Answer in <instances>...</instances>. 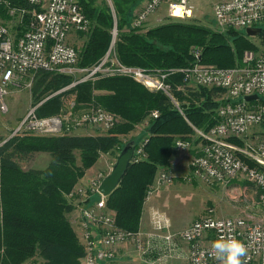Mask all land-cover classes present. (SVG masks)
<instances>
[{
    "label": "built area",
    "instance_id": "obj_1",
    "mask_svg": "<svg viewBox=\"0 0 264 264\" xmlns=\"http://www.w3.org/2000/svg\"><path fill=\"white\" fill-rule=\"evenodd\" d=\"M107 2L113 10V0ZM164 2H167L168 16L172 18L183 19L193 13L192 0H150L145 10L133 20V27L143 25L149 14ZM0 4H4L10 19L16 20L19 30L18 34H13L8 20L0 16L2 111L8 109L7 96L12 87L31 88L32 80L24 78L39 71L70 75L74 77L73 85L104 75H125L151 89L167 93L173 100L176 99L172 94L170 79L176 74H181L185 86L199 85L224 90L226 97L217 109L216 123L207 130L194 127L196 136L202 141V151L191 157L189 173L191 178L193 176L206 183L246 180L254 187L256 206H260L263 214L259 218L224 217L218 216L211 207L185 229L177 234L168 232L163 239L170 244V250L174 249L177 237L188 244L187 255L179 264H220L211 255L212 242L222 235H233L247 247L244 264H264V138H249L250 129L264 125V52L246 50L240 64L233 67L205 64L201 61V53L195 52L190 65L147 69L122 63L108 50L97 65L80 67L79 52L69 38L74 31L88 32L92 23L79 0H0ZM177 6L182 8V15L175 14ZM213 14L220 28L244 32L249 27L264 26V0H222L215 3ZM78 74L81 76L77 77ZM253 94L259 97L253 100L245 98ZM67 103L69 106L60 113L48 116H39L36 107H32L14 134L35 132L62 135L91 125H100L109 130L117 123V115L100 105H90L77 111L74 99ZM151 116L158 117L159 111L154 110ZM235 139H241L243 144L238 145L233 141ZM146 142L145 137L136 146L133 162L145 157L143 147ZM191 144L188 139L176 140L179 150H188ZM106 176L104 172H98L87 188L75 187L70 193L77 195L81 203L89 202L80 208V221L84 229V264H101L116 259L123 244H129L141 256L148 255L154 248L152 241L146 239L140 230H126L117 225L115 213L107 205V195L99 191ZM174 178L172 171L164 169L159 172L155 182L169 184ZM155 190L156 187L150 185L147 198ZM93 199L94 203H91ZM168 225L167 222L165 225L158 224L159 229Z\"/></svg>",
    "mask_w": 264,
    "mask_h": 264
},
{
    "label": "trees",
    "instance_id": "obj_2",
    "mask_svg": "<svg viewBox=\"0 0 264 264\" xmlns=\"http://www.w3.org/2000/svg\"><path fill=\"white\" fill-rule=\"evenodd\" d=\"M140 1L113 0L116 20L108 4L79 0L92 23L79 53L80 67L100 63L110 48L114 25L118 28L116 55L128 65L147 69L184 67L194 61V54L190 51L192 45L205 46L204 62L220 67L240 64L241 61L232 63L230 45L224 42L227 37L223 32L208 35L197 26L176 21L145 32L129 27L133 9ZM0 16L10 19L4 4H0ZM126 26L128 31H124ZM231 32L232 40H236L240 49H253L244 32L233 29L229 30ZM41 72L44 73L40 77L43 92L64 88L73 81V77L67 74L37 73ZM175 77L182 76L176 74ZM36 87L33 95L38 99L40 94ZM211 89L205 87L201 103L184 105L182 113L172 106L165 94L151 92L130 78L113 75L88 79L78 82L70 92H76L77 103L100 105L119 114L122 121L120 126H116L117 131L112 130L106 135L18 136L7 146H0V264H22L35 255L44 259L43 264H78L85 250L79 246L67 217L72 207L66 194L72 192L101 153L122 144L118 133L126 134L135 124L147 119V142L143 147L145 157L131 163L119 186L107 196L108 206L117 214V225L138 231L148 188L158 167L169 164L176 149V140L194 134V127L207 130L216 123L217 109L224 100L218 105L211 96ZM96 90H107L108 93L95 94ZM39 108H36L37 113L43 116ZM154 110L159 111L158 117L151 116ZM123 147L119 146L120 151ZM29 151L49 152L52 159L45 169L40 170H24L11 159L13 153Z\"/></svg>",
    "mask_w": 264,
    "mask_h": 264
},
{
    "label": "rangeland",
    "instance_id": "obj_3",
    "mask_svg": "<svg viewBox=\"0 0 264 264\" xmlns=\"http://www.w3.org/2000/svg\"><path fill=\"white\" fill-rule=\"evenodd\" d=\"M219 1H222V0H192V3L194 4L193 13L190 17L183 18V19H176V18H172L168 16V4L167 2H164L155 11L151 12L149 16L159 15L161 14V10H165V13L167 16L165 17L164 20H162V22L158 23L157 26L176 21V22H180V23L190 25V26H197L204 30V31L202 30L204 34H208V35L211 33L213 35L216 33L221 34V32H223V35L225 34L227 39L225 41L223 39L222 40L226 44L230 45L229 51H230L231 57L233 58L232 63H235V62L237 63L238 61H241L243 53L244 51H246V47H241L240 49L238 47L236 40L234 39L232 40L231 36L233 37V34L232 32L229 33V30H232L231 28L222 29L217 25L213 13H214V5L215 3ZM149 2L150 0H141L140 3L134 7L133 13H132L133 19H136L145 10ZM96 3L100 5L101 4L105 5V3L108 4L107 0H96ZM110 11L114 15V18H116L117 20L116 10L114 9L112 10V8L110 7ZM7 23L9 24V28L13 34L19 33L18 25L15 19H8ZM157 26H154V27H157ZM124 31H128V30L125 29ZM139 31L140 30H138V32ZM205 31H210V32H205ZM235 31L240 32L239 30H235ZM111 33H112V36H111V43H110V48H109L110 55L117 56L116 55V42H117V36H118V28L116 25H114V27L112 28ZM244 33L246 34V29L244 30ZM246 35L248 36L247 37L248 40L254 46L253 49L247 48V50L264 52V31L256 36H249L248 34ZM217 38H220V37H217ZM75 47L77 48V46ZM77 50L80 53L81 49L77 48ZM190 51L193 54H195V52H200L201 61L203 63L214 64V63L203 61V56L205 55L204 53L205 46L192 45L190 47ZM37 74L38 73L28 74L24 78V80H28V81L32 80L31 88L15 89V87H12L10 94L7 96V103H8L7 111H2L0 109V146H7V144H9L10 141H12L14 138L18 136L20 137H24V136H42V137L62 136V135L38 134L35 132H26L24 134H14L16 127L19 125L21 120L24 118V116L27 114V112L32 107L37 108L39 106L40 108L38 109V111L43 116L58 114L63 110L64 107L69 106L68 103L66 102L67 99L71 100L73 95H75L73 94V92H70V90H64L62 88H58L54 90H47L43 92L44 85L42 84V80L40 79V77L44 73L42 74L41 72L38 75ZM174 79L176 82L180 83V86H181L180 90L172 91V93L176 95L177 99L173 100L167 93L162 91L163 94H165L169 98L173 107H176L179 111H182L183 113L184 105H191L190 103H195L196 105H198L201 103L200 101L204 99V95L202 92L203 89L205 88L204 86H199V85L185 86L182 83V77L181 78L175 77ZM64 82H66V80H64ZM76 84L73 85V82H72L67 85L69 86V88H74ZM35 86H38L36 87V89L38 90V93L40 94L39 96L40 98L38 99L33 95ZM206 88L208 89L212 88L211 96L213 97L214 101L217 102L218 105L221 102V100L226 97L225 91L222 89H219L216 87H206ZM177 92H179L178 95H177ZM75 103H76L75 105H76L77 111H79L80 109L87 108L84 104L77 103L76 101ZM117 118L118 119H117V123L115 127L122 121L121 117L117 116ZM147 124L148 122L146 119L143 122L135 124L134 128L128 133L126 134L118 133L119 139L122 142V144H118L109 152L101 153L100 156H102L105 153L120 154L119 146L123 147V145L129 142V140H131L132 138L137 137L139 143L143 141V139L145 138L147 134V129H146ZM86 127L91 130L89 132H92L93 135H106L112 130L117 131V127L116 129L114 127L109 130L103 129L100 125H96V126L91 125V126H86ZM80 128H83V127H80ZM68 134L76 135L74 131ZM257 136H259L260 138H257ZM249 138L252 140H255L256 138L257 140L264 138V125H258L250 129ZM184 139H188L189 141L192 142L191 147L193 145L194 146L197 145L198 146L197 149H199L198 153H201L202 141L198 139L195 132L194 134H191L188 137L186 136V138ZM235 140L233 141L237 142L238 145L243 144L241 139H235ZM188 150H181V151H188ZM10 151H12V149ZM176 153L177 151L175 149L174 154ZM243 158L245 159V157ZM11 159L16 161L24 170H31V169L40 170V169H45L47 167V165L52 159V156L49 152H45V151H29V152L20 153V154L13 153V155L11 154ZM169 165H170V162L167 166ZM167 166L160 165L157 171L158 174L160 171L164 169L167 170L166 168ZM189 172L190 171L185 172L182 175V177L174 178V181H173L175 182L174 184L178 182L181 185L176 186L178 188L176 192H173V190L176 187H174L173 189L169 188L167 190V191H170L171 194L173 195L172 197L171 195H167V198L164 197L167 202L162 203L163 199L162 201L159 200L158 202L159 207L166 210L167 213L175 220L177 224L184 225V226L188 224L190 225L193 221L204 216L206 212L208 211V208H211V207L215 209V212L218 216H224V217L243 216V217H248V218L249 217L259 218L263 214L262 210L256 211V208H255L256 200H257L256 191L254 187L252 186V184L248 183L246 180L234 179L229 183H220V184L206 183L202 180H199L196 177L192 176L191 178V175ZM176 178H178L179 180L176 181ZM95 179H96V176L93 178H88L86 181H82L80 179L76 183L74 188L79 187V186H83L87 188L90 185V183L94 181ZM181 179L186 183H191V185L183 183ZM172 183H169V185L170 184L174 185ZM153 185L154 187H156V190L158 192V190H160L161 185H168V184H162L158 182L155 185L153 182ZM156 190L154 192H156ZM168 194L170 193L168 192ZM76 196L66 194V199L71 204V207H72V209L67 213V217L70 221V224L73 230L75 231L78 244L83 250L84 249V237H83L84 229L80 221V208L83 207L84 205L89 204V202L81 203L80 199ZM171 199L175 201L174 205H173V202H171L172 201ZM94 200L95 199L91 200V203H94ZM1 206L2 204H1V197H0V219H1V214H2ZM110 209L114 211L113 213H115V219H116L117 214L115 210H113L112 208ZM142 214H143V211H142ZM140 225H141V222H140ZM43 262H44V259L40 255H35L27 259L26 261H24L22 264H43ZM78 264H84V255L80 256ZM115 264H124V263H115ZM126 264H136V263L130 262Z\"/></svg>",
    "mask_w": 264,
    "mask_h": 264
},
{
    "label": "crops",
    "instance_id": "obj_4",
    "mask_svg": "<svg viewBox=\"0 0 264 264\" xmlns=\"http://www.w3.org/2000/svg\"><path fill=\"white\" fill-rule=\"evenodd\" d=\"M166 16L167 15L165 13V10H161V14L150 15L149 18L144 22V24L141 25L140 27L136 28V29H137V31L140 30L139 32L146 31L147 29H149L151 27L157 26L158 23L162 22V20H164ZM133 20L134 19L132 18V20L130 22L129 27H131V28H133ZM125 29L129 30V28L127 26L124 28V30ZM89 32H90V30L87 33L86 32H80V31H74L73 33H71L69 40L73 45L77 46V48L82 49L83 46L85 45V42L87 40V35L89 34ZM76 76L80 77L81 74H78ZM104 76H113V75H104ZM117 76L130 78L151 92H162V91H157V90L151 89V88L147 87L146 85H144L143 83L133 79L132 77L125 76V75H117ZM174 78L175 77L173 76L170 79L171 85H172V91L173 90L178 91V90H180L179 89L180 83L176 82ZM73 80H74V77H73ZM65 87L68 88L66 90L71 89V88H69L68 85H66ZM64 88H62V89H64ZM106 93H108L107 90H96L95 91V94H106ZM73 94H75V95H73L72 99H74L76 101V92H73ZM173 96L175 99H177L175 94H173ZM68 101L69 100L67 99L66 102H68ZM81 104H84L86 107L90 106L89 103H81ZM116 115L120 117L119 114H116ZM89 131H91V130L87 127L77 128L74 130L76 135H93V133L89 132ZM129 141H135L136 146L139 144L137 137L132 138ZM197 147H198L197 145H195V146L193 145L191 147V149L188 151H181V150L177 149V147H175L177 153L172 156V158L170 159V165L167 166L166 168L169 169L170 171H172L174 173L175 177H182V175L185 172L190 171L189 161H190L191 157L193 155L199 154L198 153L199 149H197ZM110 154L111 153H105L102 156H100L98 161L86 170V173L81 178V180L86 181L88 178H93L96 176V174L98 172H105V175H108L111 172V170H112V168H113V166L117 160V157H118L117 155H119V154H111L112 155L111 156ZM157 175H158V172H156V175H155V178L153 181L154 184H155V181L157 180ZM177 180H179V179L176 178V181ZM181 181L183 183H186L182 179H181ZM174 183L175 182H173L172 184H174ZM186 184L191 185V183H186ZM170 185L169 184L168 185H161L160 190H158V192H157V190H156V192H153L148 198L145 199V202H144V209H143V214H142V218H141V225H140L139 230L144 234L146 239L152 241L151 243L154 246V248L152 249L151 253H149L148 255H145V256H141L129 244H123L120 247L119 255L116 257V259L109 260L106 262H102L101 264H115V263L126 264V263H130V262L136 263V264H179L186 257L187 252H188V244L186 242L182 241L179 237H177L176 241H175L176 245H175L174 249L170 250L171 249L170 244L167 243L165 241V239H163L164 234H166L168 232L177 234L179 231L185 229L189 225L188 224V225L184 226V225L177 224L175 222V220L167 213V211L162 209L158 205L159 200L162 201V199H163L162 203L167 202L164 198V197L167 198V195H171V197L173 196L170 191H167L169 188L173 189L174 187L180 186L181 184L177 182L174 185H171V186ZM177 190H178V188L176 187L173 190V192H176ZM168 192L170 194H168ZM171 202H173V205H174L175 201L172 200ZM255 208H256V211H261V208L259 205H257ZM165 222H167V224H169L168 227L159 229L158 224L162 223L163 225H165ZM209 239H211V236L209 237Z\"/></svg>",
    "mask_w": 264,
    "mask_h": 264
},
{
    "label": "water",
    "instance_id": "obj_5",
    "mask_svg": "<svg viewBox=\"0 0 264 264\" xmlns=\"http://www.w3.org/2000/svg\"><path fill=\"white\" fill-rule=\"evenodd\" d=\"M263 30V27H249L246 29V34L249 36H256L259 35ZM259 96L256 94L248 95L245 98L247 100H253L258 98ZM136 149V142L135 141H129L127 142L122 150L120 151V154L117 157V160L111 170V172L102 180L99 191L104 195H109L111 192H113L117 186H119V183L125 176L129 166L133 162L132 159L135 154Z\"/></svg>",
    "mask_w": 264,
    "mask_h": 264
},
{
    "label": "clouds",
    "instance_id": "obj_6",
    "mask_svg": "<svg viewBox=\"0 0 264 264\" xmlns=\"http://www.w3.org/2000/svg\"><path fill=\"white\" fill-rule=\"evenodd\" d=\"M211 255L220 264H244L247 247L233 235H222L212 242Z\"/></svg>",
    "mask_w": 264,
    "mask_h": 264
},
{
    "label": "bare ground",
    "instance_id": "obj_7",
    "mask_svg": "<svg viewBox=\"0 0 264 264\" xmlns=\"http://www.w3.org/2000/svg\"><path fill=\"white\" fill-rule=\"evenodd\" d=\"M175 14L176 15H182L183 14V10L180 6H177L175 9Z\"/></svg>",
    "mask_w": 264,
    "mask_h": 264
}]
</instances>
